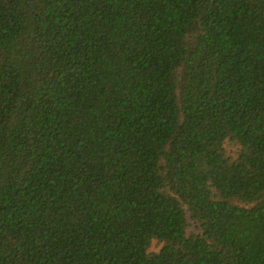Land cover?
Listing matches in <instances>:
<instances>
[{
	"label": "trees",
	"instance_id": "1",
	"mask_svg": "<svg viewBox=\"0 0 264 264\" xmlns=\"http://www.w3.org/2000/svg\"><path fill=\"white\" fill-rule=\"evenodd\" d=\"M0 264H264V0H0Z\"/></svg>",
	"mask_w": 264,
	"mask_h": 264
}]
</instances>
